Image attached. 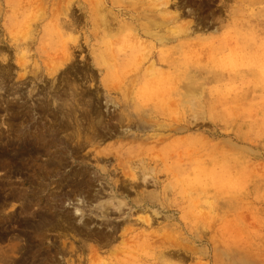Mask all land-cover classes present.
Instances as JSON below:
<instances>
[{
    "label": "rangeland",
    "instance_id": "374dc122",
    "mask_svg": "<svg viewBox=\"0 0 264 264\" xmlns=\"http://www.w3.org/2000/svg\"><path fill=\"white\" fill-rule=\"evenodd\" d=\"M1 71L0 264H264V0H0Z\"/></svg>",
    "mask_w": 264,
    "mask_h": 264
},
{
    "label": "bare ground",
    "instance_id": "6f19581e",
    "mask_svg": "<svg viewBox=\"0 0 264 264\" xmlns=\"http://www.w3.org/2000/svg\"><path fill=\"white\" fill-rule=\"evenodd\" d=\"M23 56V55H22ZM7 59V58H6ZM23 59V58H22ZM19 61H22V60H19ZM0 73H2V71L0 72ZM0 77H1V75H0ZM3 82V81H2ZM40 104V103H39ZM53 116V115H52ZM94 123V122H93ZM64 129V128H63ZM53 141V140H52ZM71 141V140H70ZM74 143V142H73ZM73 146V145H72ZM14 159V158H13ZM60 164H61V162H59ZM73 174H75V173H73ZM66 177V176H65ZM67 181V180H66ZM61 185V184H60ZM99 190V189H98ZM14 196V195H13ZM14 197H16V196H14ZM76 210V209H75Z\"/></svg>",
    "mask_w": 264,
    "mask_h": 264
}]
</instances>
